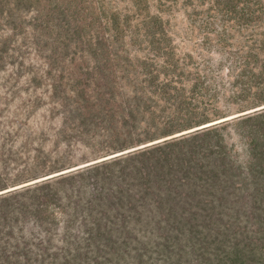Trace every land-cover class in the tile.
I'll list each match as a JSON object with an SVG mask.
<instances>
[{
  "label": "trees",
  "instance_id": "1",
  "mask_svg": "<svg viewBox=\"0 0 264 264\" xmlns=\"http://www.w3.org/2000/svg\"><path fill=\"white\" fill-rule=\"evenodd\" d=\"M9 68L68 148L1 143L0 264H264V0H0Z\"/></svg>",
  "mask_w": 264,
  "mask_h": 264
},
{
  "label": "rangeland",
  "instance_id": "2",
  "mask_svg": "<svg viewBox=\"0 0 264 264\" xmlns=\"http://www.w3.org/2000/svg\"><path fill=\"white\" fill-rule=\"evenodd\" d=\"M181 5H179L180 7ZM182 19V12H178ZM0 72V134L5 139L1 154L2 172L14 176L29 168L32 158L67 150V141L59 134L62 118L51 105L46 85L35 88L24 71Z\"/></svg>",
  "mask_w": 264,
  "mask_h": 264
},
{
  "label": "water",
  "instance_id": "3",
  "mask_svg": "<svg viewBox=\"0 0 264 264\" xmlns=\"http://www.w3.org/2000/svg\"><path fill=\"white\" fill-rule=\"evenodd\" d=\"M250 111H253V110H250ZM249 112V111H248ZM244 113H247V112H243V113H239V114H237V115H235V116H238V115H241V114H244ZM202 127H204V126H202ZM201 128V127H200ZM198 129V128H197ZM194 129H192V130H189V131H193ZM189 131H186V132H189ZM186 132H183V133H186ZM180 134H182V133H180ZM180 134H177V135H180ZM1 193V192H0Z\"/></svg>",
  "mask_w": 264,
  "mask_h": 264
}]
</instances>
